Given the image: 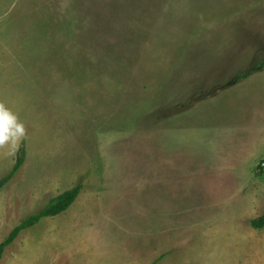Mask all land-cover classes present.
I'll return each mask as SVG.
<instances>
[{
    "label": "rangeland",
    "instance_id": "rangeland-1",
    "mask_svg": "<svg viewBox=\"0 0 264 264\" xmlns=\"http://www.w3.org/2000/svg\"><path fill=\"white\" fill-rule=\"evenodd\" d=\"M0 103V264H264V0H0Z\"/></svg>",
    "mask_w": 264,
    "mask_h": 264
},
{
    "label": "trees",
    "instance_id": "trees-1",
    "mask_svg": "<svg viewBox=\"0 0 264 264\" xmlns=\"http://www.w3.org/2000/svg\"><path fill=\"white\" fill-rule=\"evenodd\" d=\"M25 150L20 148L16 158L15 165L12 170L3 178L0 179V189L3 188L19 171L24 162ZM81 186L77 185L74 188L60 194L52 199L41 211L26 217L18 225H16L9 235L0 243V261L8 247H10L19 235L30 228L38 225L42 219L54 218L65 213L77 200ZM250 226L254 230L261 231L264 229V214L250 221Z\"/></svg>",
    "mask_w": 264,
    "mask_h": 264
},
{
    "label": "clouds",
    "instance_id": "clouds-1",
    "mask_svg": "<svg viewBox=\"0 0 264 264\" xmlns=\"http://www.w3.org/2000/svg\"><path fill=\"white\" fill-rule=\"evenodd\" d=\"M25 135V124L16 113L0 103V147L7 146L6 155L12 156L18 151Z\"/></svg>",
    "mask_w": 264,
    "mask_h": 264
}]
</instances>
